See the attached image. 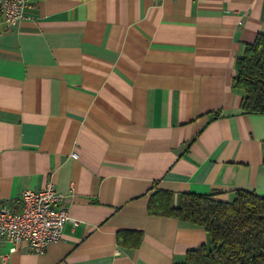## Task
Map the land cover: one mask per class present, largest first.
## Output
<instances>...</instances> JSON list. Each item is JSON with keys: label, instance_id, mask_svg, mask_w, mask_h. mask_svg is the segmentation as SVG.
<instances>
[{"label": "crops", "instance_id": "obj_1", "mask_svg": "<svg viewBox=\"0 0 264 264\" xmlns=\"http://www.w3.org/2000/svg\"><path fill=\"white\" fill-rule=\"evenodd\" d=\"M0 18V206L52 184L70 219L44 252L0 238V264H176L202 228L150 198L264 196V114L235 61L264 0H30Z\"/></svg>", "mask_w": 264, "mask_h": 264}, {"label": "trees", "instance_id": "obj_2", "mask_svg": "<svg viewBox=\"0 0 264 264\" xmlns=\"http://www.w3.org/2000/svg\"><path fill=\"white\" fill-rule=\"evenodd\" d=\"M232 88L241 94L246 114H264V33L245 44L235 61ZM230 199L220 194L181 193L150 198L148 212L202 228L207 242L187 251L176 264H264V196L234 189Z\"/></svg>", "mask_w": 264, "mask_h": 264}, {"label": "built area", "instance_id": "obj_3", "mask_svg": "<svg viewBox=\"0 0 264 264\" xmlns=\"http://www.w3.org/2000/svg\"><path fill=\"white\" fill-rule=\"evenodd\" d=\"M158 4L163 0H151ZM30 0H0V18L8 27L23 21ZM62 195L52 184L40 189L23 190L19 196L20 210L0 206V238L15 251L18 245L40 254L62 235L70 217L61 203Z\"/></svg>", "mask_w": 264, "mask_h": 264}]
</instances>
